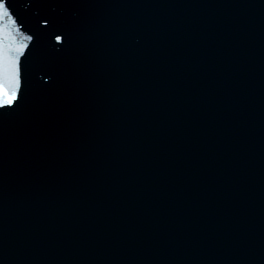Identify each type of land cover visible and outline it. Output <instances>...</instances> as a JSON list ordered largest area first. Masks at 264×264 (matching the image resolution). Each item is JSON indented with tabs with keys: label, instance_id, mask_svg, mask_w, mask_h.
I'll list each match as a JSON object with an SVG mask.
<instances>
[{
	"label": "water",
	"instance_id": "water-1",
	"mask_svg": "<svg viewBox=\"0 0 264 264\" xmlns=\"http://www.w3.org/2000/svg\"><path fill=\"white\" fill-rule=\"evenodd\" d=\"M5 2L0 264H264V0Z\"/></svg>",
	"mask_w": 264,
	"mask_h": 264
},
{
	"label": "snow or ice",
	"instance_id": "snow-or-ice-1",
	"mask_svg": "<svg viewBox=\"0 0 264 264\" xmlns=\"http://www.w3.org/2000/svg\"><path fill=\"white\" fill-rule=\"evenodd\" d=\"M6 9V2L5 0H0V18H2L3 15H7L5 12ZM0 33H2V29H0ZM0 39H2V35H0ZM61 37H57V40L59 41ZM3 60V52H2V46H0V64H2ZM7 97L4 99L3 97ZM16 100L15 92H7V90L4 88L3 84L0 83V107L4 106H11L13 102Z\"/></svg>",
	"mask_w": 264,
	"mask_h": 264
}]
</instances>
